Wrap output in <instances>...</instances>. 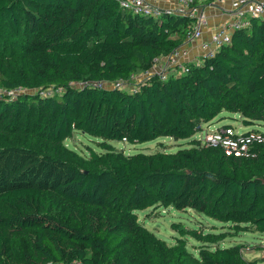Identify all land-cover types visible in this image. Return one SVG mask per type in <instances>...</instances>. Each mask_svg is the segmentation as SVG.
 <instances>
[{
  "label": "trees",
  "instance_id": "obj_1",
  "mask_svg": "<svg viewBox=\"0 0 264 264\" xmlns=\"http://www.w3.org/2000/svg\"><path fill=\"white\" fill-rule=\"evenodd\" d=\"M192 19L134 14L117 0H0V264H256L223 234L168 245L138 220L157 204L187 207L264 233V145L251 158L198 141L173 152L125 153L110 141L187 138L221 112L264 122V17L228 45L164 80L102 85L179 46ZM74 132L103 155L69 161Z\"/></svg>",
  "mask_w": 264,
  "mask_h": 264
},
{
  "label": "rangeland",
  "instance_id": "obj_2",
  "mask_svg": "<svg viewBox=\"0 0 264 264\" xmlns=\"http://www.w3.org/2000/svg\"><path fill=\"white\" fill-rule=\"evenodd\" d=\"M199 61H194V67ZM155 72L148 66L144 69L137 70L135 76L128 81V86L138 87L139 83L145 80L147 75ZM155 75V74H154ZM30 88L17 89H0L1 96H10L14 99L20 94L31 93ZM206 123H202V128H205ZM209 125L229 124L239 133L249 129H255L264 132V122H247L239 113L221 112L214 117ZM199 134L196 131L193 135L187 138L175 139L168 136H159L155 139L140 143H128L125 141H110V145L117 150H124L125 153H133L143 151L146 153L153 152H173L180 147L190 146L196 141L195 137ZM99 138L74 132L71 137L64 141L66 157L69 161H76L78 157H87L88 153L93 150L98 154L103 155L106 152L105 148L99 145ZM192 142V143H191ZM198 144L203 145L200 141ZM138 220L147 229L152 231L156 236L163 239L168 245H173L179 240H184L186 248L197 256V251L202 241L193 233L206 235L208 233L223 234L224 238L219 241V245L228 246L237 244L241 247L240 251L244 258L256 260V264H264V233L255 231L252 226L244 223L235 225L228 221L223 222L213 217L207 216L203 212H197L189 207L185 209H175L171 206L164 207L154 204L144 209L136 210Z\"/></svg>",
  "mask_w": 264,
  "mask_h": 264
},
{
  "label": "built area",
  "instance_id": "obj_3",
  "mask_svg": "<svg viewBox=\"0 0 264 264\" xmlns=\"http://www.w3.org/2000/svg\"><path fill=\"white\" fill-rule=\"evenodd\" d=\"M175 1V6L162 8L149 0H117L118 4L130 10L134 14L159 17L162 14L174 13L186 15L192 19L183 42L172 49L170 52L153 58L151 69L155 72L147 75L149 78L156 75L158 79L164 80L169 76H176L187 73L190 65L194 61L201 63L204 58L213 56L222 46L228 45L231 41V35L235 30L250 26L251 18L264 17V0H230L228 19L219 28L212 31L208 38L203 39V27L207 23V17L202 6L224 2L227 0H170ZM199 40L197 54L189 57V43ZM160 64L157 68L154 65ZM135 76V72L127 78L118 79L113 82H102V85L115 87H128V81ZM146 78V79H148ZM199 134L195 137L203 145L221 148L226 155L251 158L257 155L258 147L264 145V132L249 129L243 132H237L232 125L205 124V128L198 130ZM264 247V246H262ZM47 264H84L78 259L70 262H49Z\"/></svg>",
  "mask_w": 264,
  "mask_h": 264
},
{
  "label": "crops",
  "instance_id": "obj_4",
  "mask_svg": "<svg viewBox=\"0 0 264 264\" xmlns=\"http://www.w3.org/2000/svg\"><path fill=\"white\" fill-rule=\"evenodd\" d=\"M151 3H154L162 8H170L175 6V1L170 0H149ZM232 1L227 0L224 2H216L202 6L203 11L207 17V23L203 27L202 38H208L210 33L215 29L222 26L228 19L229 7H231ZM198 42L199 40H194L189 43V57H194L198 52ZM160 64L154 65V68H157Z\"/></svg>",
  "mask_w": 264,
  "mask_h": 264
}]
</instances>
